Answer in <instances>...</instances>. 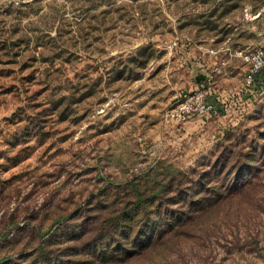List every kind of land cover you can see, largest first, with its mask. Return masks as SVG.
I'll return each mask as SVG.
<instances>
[{"label": "rangeland", "instance_id": "1", "mask_svg": "<svg viewBox=\"0 0 264 264\" xmlns=\"http://www.w3.org/2000/svg\"><path fill=\"white\" fill-rule=\"evenodd\" d=\"M255 48L264 0H0V264H264V71L246 87L235 54ZM200 84L215 112L166 121ZM178 181L164 243L69 240Z\"/></svg>", "mask_w": 264, "mask_h": 264}, {"label": "trees", "instance_id": "2", "mask_svg": "<svg viewBox=\"0 0 264 264\" xmlns=\"http://www.w3.org/2000/svg\"><path fill=\"white\" fill-rule=\"evenodd\" d=\"M246 158H248V156ZM219 168H221V173L225 171L223 166ZM181 184L183 183L178 181L177 183L173 182L172 184H167L166 186H160L156 190L155 188H153L149 191V195L138 197V200L136 202H127L120 209H109V205L107 204L96 206L94 208L96 213L88 218L90 219V222H87L88 220H86V223L82 227H80L79 231H75V229L72 230L68 238H70L69 240L73 239L74 241L82 240L84 241L85 245H89L97 241L98 239H104L109 233L117 232L116 229H118L120 235L129 237L136 231L135 226L137 225V234L143 239L146 237V234L148 235V232L150 231L147 239L148 242L143 244L144 242L142 243L140 241L138 243L139 247L149 246L150 244L153 245L158 242L164 243L167 235H169V233L172 232L174 228L176 229L179 226L185 225V221L187 220L185 218L176 221V223L168 221L167 224H161L158 220L159 217L157 215L160 214L161 208L166 203H170L169 199L165 200L162 195L171 191H174L175 194L179 193L180 191H182L179 190L182 189L180 188L182 186ZM204 184L205 183H199L200 189L198 193L200 191H204ZM212 191H215V189ZM139 193L140 190H138V194ZM211 195H214V193L212 192ZM221 195L222 194H218V198ZM217 199L214 203L207 204V207H210L218 202ZM113 205H115L114 202ZM130 211H133L136 217H130ZM115 214L118 216H116ZM164 237L166 238L164 239ZM70 249L71 248H69L68 250ZM123 252H126V250H123Z\"/></svg>", "mask_w": 264, "mask_h": 264}, {"label": "built area", "instance_id": "3", "mask_svg": "<svg viewBox=\"0 0 264 264\" xmlns=\"http://www.w3.org/2000/svg\"><path fill=\"white\" fill-rule=\"evenodd\" d=\"M235 54L247 65L244 74V85L253 87L258 81L259 75L264 71V49L242 50L235 52ZM258 88L263 91L264 86ZM212 96H214L213 99ZM217 100L216 93L212 94L209 86L200 84L193 90L175 93L171 99V104L165 110L164 118L169 122L185 123L193 117L209 116L215 112Z\"/></svg>", "mask_w": 264, "mask_h": 264}, {"label": "crops", "instance_id": "4", "mask_svg": "<svg viewBox=\"0 0 264 264\" xmlns=\"http://www.w3.org/2000/svg\"><path fill=\"white\" fill-rule=\"evenodd\" d=\"M210 91H211L212 94H214V93L216 92L214 89H213V90L210 89ZM213 97H214V96H212V99H213ZM210 98H211V96H210ZM220 118H221V117H218L217 120L219 121ZM196 121H197V120L189 121V123H188V122L186 123V126H188V125H193V126H194L195 123H196ZM219 122H220V121H219Z\"/></svg>", "mask_w": 264, "mask_h": 264}]
</instances>
